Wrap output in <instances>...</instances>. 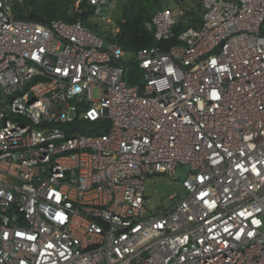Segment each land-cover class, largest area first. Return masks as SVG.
<instances>
[{"label": "built area", "instance_id": "2783aa9c", "mask_svg": "<svg viewBox=\"0 0 264 264\" xmlns=\"http://www.w3.org/2000/svg\"><path fill=\"white\" fill-rule=\"evenodd\" d=\"M200 2L177 36L169 9L144 23L177 44L128 85L120 47L0 0V264H264V0Z\"/></svg>", "mask_w": 264, "mask_h": 264}, {"label": "trees", "instance_id": "16d2710c", "mask_svg": "<svg viewBox=\"0 0 264 264\" xmlns=\"http://www.w3.org/2000/svg\"><path fill=\"white\" fill-rule=\"evenodd\" d=\"M9 0L12 11L18 20L37 22L48 25L52 21L62 20L66 23L80 21L85 29L103 38L105 43L114 44L120 47L126 54L135 53L140 49L153 46L168 47L177 44L176 38L165 43H157L153 38V32L145 29L144 23L151 20L158 10L163 8V0H127L122 7L121 15L117 19L118 32L114 34L111 30L105 31L94 21L95 9L87 0ZM180 0H175L177 4ZM113 0H106L103 10L109 9ZM202 6L200 0L192 9L177 15L178 24L173 32L175 36L188 28H197L200 24ZM128 85L140 83L137 65H128ZM100 128L97 127V131ZM106 132L107 129H101ZM91 134V133H84ZM97 134V133H96ZM103 134V133H98Z\"/></svg>", "mask_w": 264, "mask_h": 264}, {"label": "rangeland", "instance_id": "374dc122", "mask_svg": "<svg viewBox=\"0 0 264 264\" xmlns=\"http://www.w3.org/2000/svg\"><path fill=\"white\" fill-rule=\"evenodd\" d=\"M77 0L75 7L78 6ZM181 5H177L175 0H163V8L171 10L174 14L190 10L199 0H180ZM127 0H113L109 9L101 10L100 14L94 18V21L105 31L117 28V19L121 15L122 7ZM134 59L133 53H127L125 60L131 63ZM93 98L98 99V92L95 90ZM187 170V169H186ZM186 170L179 169L173 176L155 174L148 177L145 181V194L150 199L151 207L156 208L161 204L168 203V197L175 192L181 193L180 183L184 179Z\"/></svg>", "mask_w": 264, "mask_h": 264}]
</instances>
